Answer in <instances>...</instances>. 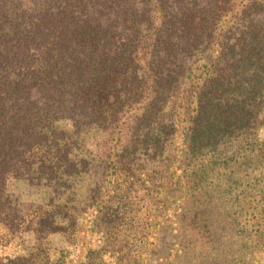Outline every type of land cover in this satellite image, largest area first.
Instances as JSON below:
<instances>
[{
    "label": "trees",
    "instance_id": "trees-1",
    "mask_svg": "<svg viewBox=\"0 0 264 264\" xmlns=\"http://www.w3.org/2000/svg\"><path fill=\"white\" fill-rule=\"evenodd\" d=\"M10 176L51 188L41 237L97 208L103 243L82 264H264V0H0L13 231L30 215ZM140 190L180 205L147 263L129 238ZM0 264L50 261L37 249Z\"/></svg>",
    "mask_w": 264,
    "mask_h": 264
},
{
    "label": "rangeland",
    "instance_id": "rangeland-1",
    "mask_svg": "<svg viewBox=\"0 0 264 264\" xmlns=\"http://www.w3.org/2000/svg\"><path fill=\"white\" fill-rule=\"evenodd\" d=\"M196 73L200 74V69ZM177 127L178 142L176 152L180 154L183 147L182 140L186 124L181 121L178 122ZM66 128L69 129V126H66ZM175 165L174 171L179 173L181 170L179 157ZM6 191L20 210L30 216H26L25 222H22L21 228L17 230L10 231L3 224H0V261H7L8 258L27 255L31 251L41 249L43 255L49 257L50 264H82L87 260V256L92 249L99 248L102 245L103 238L101 235L91 230L93 219L97 214V208L77 214L75 225L67 232H58L48 237L42 235L41 237L34 231L37 218H32L37 213L38 208L36 205H45L53 196L51 188L48 186H36L28 180L10 176L7 180ZM149 193L140 190L135 196L138 203L135 217L132 220L133 234L129 237L130 240L137 244L133 249L136 252L142 251L143 263H147V258L150 256L152 248L159 243L157 232L160 228L159 224L167 217L172 219L173 209L180 207L179 204L176 206L175 203L173 206L168 204L166 208L164 200L161 201V197L158 198L155 194L156 198H154ZM144 232L146 234L145 237ZM163 234L160 235L163 236ZM160 261H163V258ZM152 264L157 263L152 262Z\"/></svg>",
    "mask_w": 264,
    "mask_h": 264
}]
</instances>
